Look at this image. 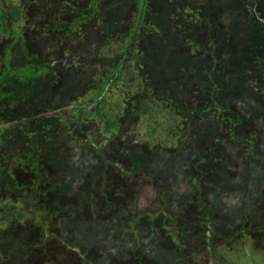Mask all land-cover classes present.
<instances>
[{
	"label": "rangeland",
	"instance_id": "1",
	"mask_svg": "<svg viewBox=\"0 0 264 264\" xmlns=\"http://www.w3.org/2000/svg\"><path fill=\"white\" fill-rule=\"evenodd\" d=\"M128 4L5 3L20 15L0 47V264H264V14L242 58L224 56L241 90L223 119L209 122L200 89L192 125L161 92L133 105L160 88L135 39L138 62L101 88Z\"/></svg>",
	"mask_w": 264,
	"mask_h": 264
},
{
	"label": "trees",
	"instance_id": "2",
	"mask_svg": "<svg viewBox=\"0 0 264 264\" xmlns=\"http://www.w3.org/2000/svg\"><path fill=\"white\" fill-rule=\"evenodd\" d=\"M6 1L0 0V47L5 34L9 32L8 19L13 17L18 20L20 15L19 11L8 13L4 7ZM113 1L123 4L129 2V6H134L135 16L133 14L132 20L130 18L123 20L128 24L127 33L124 36L119 33L117 38H124V41L127 37V40L118 55V60L113 62L110 78H103L101 88H111L118 78L124 75L127 68L138 62L136 50L131 45L135 39L137 42H142L145 47L142 49L145 54L141 53L142 65L139 63L138 66L142 67L140 70L146 82L149 84L154 82L157 87L160 84L158 94L152 98L146 96L143 91L141 97L133 103L136 108H141L144 113L148 112V100L158 106L156 98L161 92L160 95L164 97L162 99L174 105L171 107L176 114L193 125L198 121L199 115L201 116V108L197 107L195 100L198 95H202L200 94L202 89L207 109L210 111L209 122H218L220 118L223 119L222 113L220 114L222 110L217 111V114L214 112L218 107L224 109L226 101L230 100L227 103H232L231 97L238 92L237 90H241L240 87L235 88L237 81L229 79L226 81L229 76L227 70L234 67L225 66L231 64L228 60L232 57L235 60V56H239V50H241V57L236 59L239 61L245 54L246 48L251 46V43H241L239 38L248 37L251 33L250 18L260 19L264 14L262 2L260 0ZM253 22L256 25L259 23ZM21 37V34L17 36L18 39ZM225 55L229 59L224 57ZM235 75L236 78L240 77L239 72ZM151 77L156 81H149L148 78L151 79ZM110 122L109 126H116L113 121ZM139 162L141 163L142 159ZM177 168L178 165L175 164L174 169ZM198 190L201 191V188ZM164 213L165 209L162 208L158 213L147 215L146 219L150 223L157 222ZM131 216V219H143L137 212ZM186 232L187 230L183 233L187 234Z\"/></svg>",
	"mask_w": 264,
	"mask_h": 264
}]
</instances>
